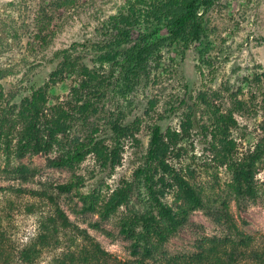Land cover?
Returning a JSON list of instances; mask_svg holds the SVG:
<instances>
[{
    "label": "rangeland",
    "instance_id": "1",
    "mask_svg": "<svg viewBox=\"0 0 264 264\" xmlns=\"http://www.w3.org/2000/svg\"><path fill=\"white\" fill-rule=\"evenodd\" d=\"M184 1L0 0V110H15L23 97L48 83L59 62L55 54L67 50L82 52L88 64L114 72L104 100L109 117L123 114L125 122L140 120L138 141L121 140V162L112 170L102 169L91 153L73 167L51 165L59 154L57 147L22 158L11 154L9 161L0 151V232L15 253L37 238L59 208L68 225L57 221L56 241L41 249L34 264L65 262L71 252L81 255L94 244L106 253V264L135 258L119 221L131 211L149 208L144 184L134 171L142 164L152 126L159 125L164 132H179L168 161L201 191L204 204L164 245L161 259L198 253L212 245V239L245 235L248 244L239 248L247 254L235 264H259L264 256V155L257 163L256 197H238L231 188V172L212 147L218 140L211 132L216 110L217 115L227 112L239 100L243 109L235 111L236 125L230 131L235 154L252 151L262 136L264 0H210L200 9V38L191 43L172 37L167 28L173 10ZM141 45L147 48L146 75L134 82L121 67ZM77 83L76 77L67 76L48 84L47 106L66 105ZM199 93L205 94L209 107ZM190 111L194 124L184 132L182 124ZM67 134L60 136L62 144L75 139L85 146L93 138H109L110 131L101 128L95 134L80 122ZM18 165L26 166L25 176L12 172ZM72 174L83 177L79 191L99 192L102 199L121 182L130 183L127 206L105 217L95 211L78 212L83 205L79 195L55 188ZM162 200L174 206L176 192L167 191Z\"/></svg>",
    "mask_w": 264,
    "mask_h": 264
},
{
    "label": "trees",
    "instance_id": "2",
    "mask_svg": "<svg viewBox=\"0 0 264 264\" xmlns=\"http://www.w3.org/2000/svg\"><path fill=\"white\" fill-rule=\"evenodd\" d=\"M210 4V0H185L171 14L167 24L170 35L176 39L185 37L188 41L186 43L199 40L202 31L200 9L207 8ZM146 55L147 48L141 45V48L134 47L124 60L121 68L131 74L134 82L146 75ZM55 56L59 57V62L50 72L48 83L23 97L15 110H0L1 153L9 161L11 154L22 158L28 154L49 153L57 147L59 154L51 160V165L73 167L86 154L91 153L102 169H114L121 162V140L134 138L138 141L136 135L140 126L139 118L125 122L123 114L115 118L108 116L104 100L113 86L114 72L111 69L105 71L88 64L82 52L63 50ZM67 76L78 79L77 86L71 88L70 100L66 105L47 106L48 84H54ZM258 78L256 77L257 80ZM198 97L210 106L204 93H199ZM243 105L242 101L235 100L227 112L217 115L216 110L214 130L211 133L218 140V145L212 144V147L220 164L231 172L234 194L254 199L257 194V163L264 155V124L262 136L254 149L241 157L237 156L230 131L236 125L234 113L243 109ZM193 115V111L185 114L186 119L182 124L184 132H188L193 126ZM80 122L95 134L101 128L109 130V138L96 137L85 146L77 144L75 139L62 144L60 136L68 135ZM201 128L206 129L205 126ZM179 135V132L169 129L164 132L159 125L151 128L142 164L134 171V175L144 184L150 204L142 213L131 211L120 218V232L129 239L135 258L118 264H235L247 254L239 247L248 244L249 237L242 235L228 241L212 239V245L200 248L198 253L167 257L165 261L161 259L164 245L185 225L189 216L204 205L201 191L168 161V154L179 141ZM12 172L25 176L28 170L26 166L18 165L13 167ZM121 184L106 199L100 198L99 192L83 194L79 191V187L83 185V177L76 174H72L66 182L55 184V188L60 192L74 191L79 195L83 205L78 212L95 211L105 217L115 213L122 205L126 207L129 202L131 185L128 182ZM167 191L176 192L174 206L162 200ZM57 214L49 218L43 231L33 242L20 248L17 253L7 246L5 234L0 232V264H13L14 261L16 264H34L41 249L56 241L57 221L62 226L68 225L67 217L61 209H57ZM231 225L237 229L234 223L231 222ZM66 260L58 264H71L75 261L81 264L107 263L106 253L98 244L81 255L71 252ZM259 264H264V256H260Z\"/></svg>",
    "mask_w": 264,
    "mask_h": 264
}]
</instances>
